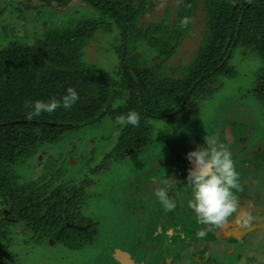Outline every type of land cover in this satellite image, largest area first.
I'll return each mask as SVG.
<instances>
[{
  "label": "trees",
  "instance_id": "16d2710c",
  "mask_svg": "<svg viewBox=\"0 0 264 264\" xmlns=\"http://www.w3.org/2000/svg\"><path fill=\"white\" fill-rule=\"evenodd\" d=\"M10 2L0 6V17L13 7L14 0ZM73 3L97 15L67 18L61 27L40 17L41 30L29 42L11 39L0 48V264H13L6 244L9 225L70 250L92 243L90 231L72 225L89 223L80 214L88 198L85 191L94 183L68 181L55 169L66 163V155H59L62 144L73 153V133L109 119L119 128L118 136L108 139L111 143L114 138L105 155L109 165L140 155L150 145L151 122L183 125L224 79L236 76L231 62L239 49L254 53L261 62L251 94L264 113V0H179L159 22L148 24L140 20L154 11L155 0H36L34 4L40 5L36 12L43 8L60 15ZM197 19L202 27L191 60L179 69L170 68L177 77L165 75V65L191 36ZM100 32L112 36L117 64L111 72L84 58ZM139 47L154 52L152 64ZM69 88L79 96L71 108L28 118L32 103L59 100ZM129 111L139 114L137 126L117 123ZM47 149L58 150V155L46 158L44 173L19 182L15 169ZM99 172H103L100 165L91 170Z\"/></svg>",
  "mask_w": 264,
  "mask_h": 264
},
{
  "label": "rangeland",
  "instance_id": "374dc122",
  "mask_svg": "<svg viewBox=\"0 0 264 264\" xmlns=\"http://www.w3.org/2000/svg\"><path fill=\"white\" fill-rule=\"evenodd\" d=\"M4 1L0 0V6ZM155 1L154 11L142 17L140 24L159 22L167 10L179 0ZM33 2L14 0L13 7H8L5 14L0 17V48L11 39L29 42L33 34L41 30L40 17L52 26L61 27L66 24L67 18L78 20L97 15L88 9L78 7L75 3L69 5L66 10H62L60 15L43 8L42 11L36 12V7L40 5ZM16 8L20 9V12L16 11ZM193 27L191 36L185 40L174 58L165 65V75L177 77L178 74L170 68L179 69L178 66H185L191 60L202 27L199 19L194 21ZM111 44L112 36L98 33L85 51V61L111 72L117 64ZM138 51L145 60L152 62L153 51L145 47H139ZM231 65L236 70V76L232 79H224L213 97L202 103L198 112L186 123L180 126H168L161 122H151L153 130L150 135V145L132 159L109 165L110 161L105 155L113 145L114 138H111V143L108 139L111 135L117 137L119 129L112 120L108 119L103 125L87 129L85 132L73 133V153L70 146L62 144L59 155H66V163L60 162V166L56 165L55 169L63 172L62 178L68 177V181L94 183L93 187L85 191L88 198L80 214L81 220L95 224L91 231L94 233L93 241L91 245H81L77 249L70 250L58 243L49 245L44 239L37 240L24 228H12L13 225H9L5 229L9 233L6 244L9 243L7 252L13 264H117L109 261L111 259L109 255L114 250L124 251L135 264H264L263 230L251 233L239 241L232 236L228 241L220 243L217 238L216 244L214 243L216 249L212 250L214 258L212 260L207 257L205 251L200 253L198 246L180 242V236L170 242L169 237L165 235L167 219L173 220L185 234L187 232L189 241L193 240L198 230V235L207 234L206 239L211 232L214 236H216L215 233H220L219 228L200 224L196 216L189 214L186 209L183 210V205L186 206L183 196L179 201L181 206L176 207V211L171 210L173 214H156V221L159 217L162 221H157L155 225H149L148 228L141 223L133 227L134 230H130L129 224L124 221L126 217H113L115 205L121 202L127 193L123 187L125 180L129 178L128 175L135 173L137 177L146 174L145 170L148 176L156 177L158 173L152 174L149 167L158 159L159 154L170 152L171 148L173 150L182 145H192V150H195L202 137L207 138L215 134L224 120H227L232 127H236L239 134H243V138L246 142L248 141V153L250 150L260 151V153L264 151V113L255 104L251 94L261 62L254 53L244 54L239 49L235 52ZM242 128L244 131L241 133ZM57 152L58 150L49 149L40 151L33 161L23 163L15 169L14 176L23 183L29 178L37 179L41 173H44L43 164L46 158L51 154L58 155ZM68 153H71V156L67 155ZM98 165L102 166L105 173L92 174L91 170ZM234 166L237 169L238 166L235 164ZM237 174L238 188L232 190L233 194L249 195V190H245L244 184L240 185L239 181L252 179L254 172ZM249 174L253 175L248 176ZM61 182L64 183V180ZM257 184L262 186L261 182ZM187 186L190 189L188 184ZM183 190L185 186L181 187V192ZM261 193L262 197H260ZM252 196L255 197L249 199L251 207L263 206L264 186L255 191ZM160 213L165 214V210ZM78 220L75 222H79ZM155 231L157 235H154ZM172 245L178 246L180 250ZM168 258L171 259L170 263Z\"/></svg>",
  "mask_w": 264,
  "mask_h": 264
},
{
  "label": "flooded vegetation",
  "instance_id": "af4514ba",
  "mask_svg": "<svg viewBox=\"0 0 264 264\" xmlns=\"http://www.w3.org/2000/svg\"><path fill=\"white\" fill-rule=\"evenodd\" d=\"M221 124L222 125L220 126V129L211 137H215L218 144L223 145L224 148L231 153L233 163L238 166L236 169L237 173L244 175L254 172V175H248H253L252 179L239 181L240 185L244 184L243 188L245 190H249V195L243 193L233 194L237 198L238 202L237 213H234L223 227H217L219 228L220 233H215L216 236H214L211 232L207 239V234L198 235V230L195 232L193 240L189 241L187 232L185 234L181 227L176 226L173 220L167 219L165 221V227L167 226L165 235L169 237L170 242H172L171 240L175 237L180 236V242H187V244L194 245L195 247L198 246L200 253L205 251L207 257H210L211 260L213 258L212 250L216 249L214 243L216 244L217 238H219L218 240L220 243L222 241H228L232 236L239 241V239L241 240L243 237L251 235V233H257V231L259 232L260 230H263L264 232V205L254 208L251 207L249 202L250 198L252 199V197H255L252 196L254 192L264 186V151L260 153V151L250 150L248 153V141L246 142V140L243 138V134H239L237 128L232 127L230 123L227 122V120H224ZM243 131L244 128H242L241 133ZM239 135L241 136L239 137ZM207 138L203 136L197 146L203 147L204 140ZM197 146L195 148H197ZM187 149L189 151H193L192 145H182L180 147L177 146L173 150L171 148L169 150L170 152L159 154L157 157L158 159L155 162H152L149 167V170H152V174L153 172L158 173L156 177L152 175L148 176V173L145 170L144 172H146V174L137 177H135V173L128 175L129 178L125 180L123 187L125 191L127 190V193L125 194V197H123L122 201L119 203L117 202L118 204L115 205V213L113 212V217H126L127 219L124 221L129 224L128 229L130 230H134L135 228L133 227H137L141 223L146 225L148 228L149 225H155V222L162 221L160 217L156 221L155 215L158 213L163 215L172 213L171 210H165L156 197V190L165 183V178L175 179L173 181L174 187L169 193V198L175 204L173 210L176 211V207L179 208L181 206L179 201L183 196V199L185 198L186 206L183 205L184 208L182 209H186L189 214L195 216L189 204V201L191 200V190L188 189L186 184L187 172L192 168L191 163H189V161L185 158L186 153L189 152ZM102 173L105 172L103 171ZM258 182H261L262 186L261 184H257ZM182 186H185V190L181 192ZM260 197H262V193L260 194ZM162 210H165V214L160 213ZM88 222L89 223L85 224V226H72L73 228L81 231L85 229L86 231L91 232L93 231V225L95 224L91 223L90 221ZM91 233L94 234L93 232ZM155 234H158L157 231L154 232V235ZM35 237L37 240H43L39 236ZM47 242L49 245L55 244L52 243L51 240ZM84 245L91 244L86 243ZM172 246L175 249L178 248V250H180L178 246ZM114 251H112L109 255L111 258L109 261H114L117 264H121L119 262L120 260L117 258L120 254L127 256L129 264H135L131 257L124 251ZM167 260L168 263H170L171 259L168 258Z\"/></svg>",
  "mask_w": 264,
  "mask_h": 264
},
{
  "label": "clouds",
  "instance_id": "9594fccd",
  "mask_svg": "<svg viewBox=\"0 0 264 264\" xmlns=\"http://www.w3.org/2000/svg\"><path fill=\"white\" fill-rule=\"evenodd\" d=\"M183 23H187V20ZM78 99L76 90L69 88L59 100H37L31 104L28 118L39 117L42 113L51 114L61 107L71 108ZM139 121L140 116L135 111L117 118V123L125 126H137ZM185 158L192 165L186 175V184L191 190L189 204L197 221L204 225L223 227L238 209L237 198L232 191L238 188V174L231 153L218 144L215 137H208L203 147L197 146L195 150L187 152ZM174 180L165 178V183L156 190V197L165 210L175 207L169 198Z\"/></svg>",
  "mask_w": 264,
  "mask_h": 264
},
{
  "label": "water",
  "instance_id": "95a60500",
  "mask_svg": "<svg viewBox=\"0 0 264 264\" xmlns=\"http://www.w3.org/2000/svg\"><path fill=\"white\" fill-rule=\"evenodd\" d=\"M120 255V254H119ZM118 255V259L120 260L119 262L121 264H129L128 260H127V256L126 255Z\"/></svg>",
  "mask_w": 264,
  "mask_h": 264
}]
</instances>
